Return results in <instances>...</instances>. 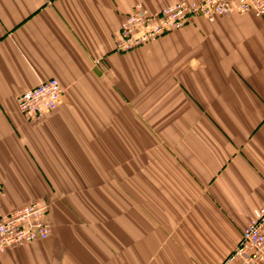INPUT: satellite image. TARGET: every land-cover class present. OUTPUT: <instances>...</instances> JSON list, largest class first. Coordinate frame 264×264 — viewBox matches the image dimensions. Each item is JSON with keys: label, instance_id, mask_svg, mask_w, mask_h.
Returning <instances> with one entry per match:
<instances>
[{"label": "crops", "instance_id": "obj_1", "mask_svg": "<svg viewBox=\"0 0 264 264\" xmlns=\"http://www.w3.org/2000/svg\"><path fill=\"white\" fill-rule=\"evenodd\" d=\"M202 0H0V213L46 207V240L0 264H221L264 204V18L234 13L129 53L115 37ZM56 79L44 123L18 97Z\"/></svg>", "mask_w": 264, "mask_h": 264}, {"label": "built area", "instance_id": "obj_2", "mask_svg": "<svg viewBox=\"0 0 264 264\" xmlns=\"http://www.w3.org/2000/svg\"><path fill=\"white\" fill-rule=\"evenodd\" d=\"M236 12L264 18V0L182 1L156 13L137 4L121 22L115 49L118 53H129L186 27L195 17L214 22ZM63 94L59 81L49 79L22 93L18 108L27 120L44 123L58 109ZM4 195L0 184V211ZM47 218L46 207L36 203L19 206L9 214L0 213V256L10 248L48 239L52 227ZM221 264H264V204L254 209L241 240Z\"/></svg>", "mask_w": 264, "mask_h": 264}]
</instances>
